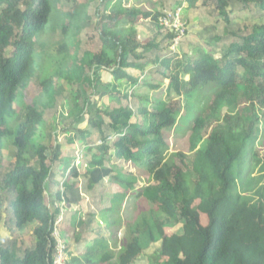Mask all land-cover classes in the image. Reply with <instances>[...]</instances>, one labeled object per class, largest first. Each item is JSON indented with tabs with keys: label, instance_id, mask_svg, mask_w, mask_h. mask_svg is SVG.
<instances>
[{
	"label": "trees",
	"instance_id": "1",
	"mask_svg": "<svg viewBox=\"0 0 264 264\" xmlns=\"http://www.w3.org/2000/svg\"><path fill=\"white\" fill-rule=\"evenodd\" d=\"M178 1L173 13L180 10L186 37L189 23L181 6L204 9L211 4L218 15V34L237 41L225 46L217 35L214 49H220L222 56L211 50L188 58L183 54L181 59L185 40L175 53L165 54L171 34L161 33L160 13L122 8L120 0H87L64 13L57 8L60 0H0V165L5 138L13 150L12 167L0 179V193L7 195L14 229L21 232L32 226L34 239L20 257L0 240V264H54L52 227L61 213L59 204H66L63 226L77 215L81 196L76 182L81 176L72 166L75 158L61 161L60 146L49 143L56 131L73 134L69 145L81 150L91 167L83 173L88 193L96 195L107 179L123 190L112 198V203H121L127 192L134 191L136 181L130 172L124 173L126 164L149 178L147 185L131 193L134 204L139 203L137 222L127 225L128 235L115 262L111 251L101 253L106 247L103 236L88 254L78 253L66 264H134L152 250L154 264H264V0L237 1L249 14L254 10L252 18L260 21L235 32L226 29L234 22L231 10H226L227 0H200L198 6V0ZM139 18L157 28L161 41L142 44L134 29ZM83 22H92L88 28L97 33H93L97 37L91 42L93 50L76 42ZM45 32L61 38L53 45L44 44ZM149 51L158 53V60L163 56L157 73L169 79L167 94L172 91L183 97L180 104L152 96L146 90L155 93L158 85L137 82L125 72L142 69L136 62H144ZM101 72L112 80L103 81ZM35 79L48 103L36 100L32 106L22 101V118L15 121L13 133L8 119L16 116L17 93H24ZM62 82L71 107L66 118L60 111L59 128L50 126L48 134L43 109L57 112L63 102L58 92ZM98 86L108 103L89 110L85 90L95 92ZM210 86L214 92H209L208 101L202 98L195 104L196 116L184 128L181 111H187L193 96ZM132 102L139 106L133 109ZM84 114L95 120L77 131L74 125ZM172 128L180 134L189 132L187 154L169 152L167 131ZM97 141L101 143L95 146ZM66 171L70 181L63 179ZM57 175L62 191L56 187ZM91 221L76 241L87 244Z\"/></svg>",
	"mask_w": 264,
	"mask_h": 264
},
{
	"label": "rangeland",
	"instance_id": "2",
	"mask_svg": "<svg viewBox=\"0 0 264 264\" xmlns=\"http://www.w3.org/2000/svg\"><path fill=\"white\" fill-rule=\"evenodd\" d=\"M72 0H60V4L57 8L61 11V12H67L69 10H71L72 6H76L78 4H83L85 3L87 0H75V2H71ZM117 0H112V2H116ZM228 1V7H227V11H229V17L230 20H233V23H230L227 26V30L228 31H232L235 32V30L239 27H246V30L248 27H250L252 24L256 23L255 21H260L258 19H254L252 17H254L255 15V11L253 10V8H251L252 13H250V11L248 10V12L245 9H242V5L239 4L237 1L238 0H227ZM180 2L178 0H120V4L122 6V8H127V9H131V8H135L137 10H139L142 13H151V14H156V13H160L162 14L163 12L165 14H169L171 12H173V10L176 8L175 5ZM97 6V2H93L92 4V9H95ZM175 7V8H174ZM181 7H183V9L185 10L186 8V4L184 3ZM92 9H90V12H92ZM233 12V13H232ZM183 15H186V17H184L185 20L188 21V25H187V31L190 32V34L192 35L190 37V43L192 44L191 47L192 49H195L194 44L197 43H204L207 44L209 43L211 45V47L213 48V46L215 47V43L214 45L211 43L212 40H214L216 38L217 35H220L223 39H222V43L225 46H229L231 43L237 41L236 37H231L230 35L227 34H218L217 28H218V23L215 22L217 21V12L214 10V8L212 7L211 4H208L207 6H205V8H201V9H195L194 11L191 10L189 17L187 16V14L184 13L183 11ZM196 16V22L193 23L192 19L193 17ZM163 19V16H160L158 19L159 24H161V20ZM236 22V23H235ZM89 23L92 22H83L81 23V27H83V31L82 33L79 34V36L77 37L76 42L79 43L80 48L81 47H85L87 46L90 50H93L91 47V42H95L97 41V33L94 29L91 30L88 28ZM239 23V24H237ZM95 25V23H93ZM237 24V25H236ZM91 25V24H90ZM191 26V27H190ZM127 27H130V25H127ZM95 28V27H94ZM161 28V33H164V31ZM134 29L137 31L138 35L140 38H142L143 40L149 38V34H151V30L154 31L155 27L151 25L150 21H141L140 18L136 20V24L134 25ZM96 35H94V34ZM152 35V34H151ZM60 35H55V34H51L49 32H45L42 36V41L44 44L45 43H49V45H53L55 42H58V39H60ZM197 38V39H196ZM186 41V39H185ZM184 41V42H185ZM217 43V42H216ZM53 48V47H51ZM204 52H211V50H209L207 47H204ZM216 52H221L220 49L216 50ZM168 52H166L165 54H167ZM186 54L185 51L183 52H179V58L181 57L182 59V55ZM223 53H218L217 56L222 55ZM186 60V58H185ZM151 71L153 72L154 69H151ZM36 72V71H35ZM148 80V82L152 85V84H156L157 82L162 81L163 84L160 86V88L158 90H163L164 93L161 95V97H159L160 99L162 98L165 101L170 100V102L176 101L179 104L181 102H183L182 100V96H177L175 93H173L172 91H169V94H167V87L166 85L168 84L167 82H164L163 79H159V78H155V77H148L145 79ZM42 83V82H41ZM65 83L62 82L61 87L59 88L58 92H60L59 97H62L63 101L62 103L58 104V109L57 112L54 114V110H52V108H47V109H43V113H45V116H49V118H46L45 120V128L47 129L46 131L50 132V130L48 129L49 126H55L57 128L58 127V123L61 122V117H60V111H62V118L64 115V118H66L68 116L69 113V109L71 107V104L69 103V99H68V95L66 92H64L63 90H65ZM57 88V87H56ZM209 91L207 92H203L201 95H195L194 97V102L191 103L188 106L187 111H181V117L184 116V120L186 125L184 126V128H187V124H190V119L194 118L196 116L195 111H196V106L195 104L201 100L203 98V100L206 102L208 101V95L210 91L212 90V86H210L208 88ZM87 95L90 96L89 102L87 104L89 110L94 109V107H99L104 103H108V98L104 94H103V87L98 86L95 90V92L86 89L85 90ZM147 92H149L152 96H154V91L153 90H146ZM24 93H22L21 91H19L17 93V97H16V101H15V110H16V116L14 117V119H8V123H9V129L11 130V132H15V121H18L19 119L21 120L22 118V113L23 110L21 108V104L22 101L27 104V105H32V106H36V100L37 101H42L44 103H48L46 101L43 100L42 96L40 95L41 93V88L39 85V82L35 80H32L31 83L28 85V87L23 91ZM196 93H199V90H196ZM95 94V95H94ZM199 97V98H198ZM198 98V99H196ZM182 100V101H181ZM62 104V105H61ZM62 107V108H61ZM131 107L133 109H135V103L132 102L131 103ZM40 108V107H39ZM92 108V109H91ZM187 112V113H185ZM93 116L89 115V114H84L81 118V120L78 123H75V128L77 129V131H84L87 128V121L89 118H92ZM189 118V119H188ZM93 120V119H92ZM179 123V128H180V123L181 120L178 121ZM176 129V128H175ZM174 128H172L171 130L167 131L168 134V138L166 139V142L169 146V152H182V153H188L189 151V142H188V135L189 132L185 131L183 134L177 133L175 131ZM52 133V132H51ZM73 134H67L64 133L62 131H56L55 135L52 133V136H49L50 138V142L49 143H54L56 145L60 146V160H64V159H70L71 158H75L72 166L77 168V171L79 172L80 176L78 181L76 182V186H78V192L80 191V196H82V200L80 202H78L79 204V209L75 208L76 211H74V213H78L81 212L82 217H86L91 218L93 221L95 219H97L100 223V226L104 227L106 225V221L107 218H101V214L105 213L106 216L110 217V221L114 222L115 224L111 226L112 228L110 229V227H108V230L105 232V242H104V246H106L103 250H101V253L103 254L105 251H111V253L113 254L112 258L113 261L112 263L115 262L116 260V256L119 252V250L121 249V246L124 242V239L127 238L128 235V229H127V225L128 224H134L135 222H137V219H135L136 216V211L139 212V203H137V205L134 204V197L131 195V193L135 192L136 190H138L139 188L144 187L145 185H147L148 182V177L146 178V176H148L147 173H143V175H141L139 173V171L133 167L130 164H126V168L127 170L124 171L125 174H128L129 172L135 177V184H134V191L133 192H127L125 194V198L124 200L120 203L118 200H116V204L113 202V204H111L112 202V195L113 196H117V195H121L123 194V190L120 188L119 185L114 184L109 182L107 179L106 181H104V187H102L101 190L97 189V193L98 191L103 192L102 196L99 197L98 195H94L93 193H88V191L86 190V182L83 180L84 179V172L87 169H90L91 167L89 166V164L86 163L83 153L79 150L74 148V150L71 148V146H69L68 144V140L72 137ZM8 141L7 138H5L2 142H1V149H2V155H3V161L2 164L0 165V179L1 176H3L8 170L11 169L12 167V157H13V150L11 148L10 145L6 144V142ZM41 141V140H40ZM45 142V141H43ZM264 148V147H263ZM262 148V149H263ZM264 154V149H263V153ZM83 156V157H82ZM87 164V165H86ZM119 166H121L122 164H118ZM69 171L65 172V176L64 178H68V180L70 181V177L68 174ZM67 174V175H66ZM54 179H56V187L59 188L62 191V187L60 186V175H57ZM74 182V181H71ZM107 188V190H103V188ZM53 190H55L53 188ZM49 194V193H48ZM79 195V194H78ZM46 197V196H45ZM49 201L48 197L47 200ZM111 205H114V207H112L111 211H110V207ZM120 205V207H118ZM60 206V205H59ZM77 206V205H76ZM3 207L8 208V201H7V195H5L4 193H0V240L3 241L4 245H9L11 248H13L16 251L17 256H21L23 253V249L30 247L34 241V239H32L31 236V228L28 227L27 229H25L23 232H17L15 231L12 226L7 222L8 220V214L3 211ZM62 208V212L64 213V218H66L65 215V206H61ZM115 209H119V212L116 213ZM148 208L146 207H142L143 211H146ZM136 210V211H135ZM94 211H96L94 213ZM5 213L7 214V216L5 217ZM71 213H68L69 215H74ZM109 213V214H108ZM87 214H95V216L93 217H88ZM96 217V218H95ZM70 220H72V218L69 217ZM64 220V219H63ZM80 220L79 218H75L73 219V222ZM1 224L4 225V228H1ZM8 228H6V227ZM10 226V227H9ZM62 228L60 229V234L61 237H59L60 242H65L64 241V232L67 233V236H70L71 239H74V237H77L76 234H78L76 231L80 232V229L76 226L72 227H67L66 229L63 226L62 223ZM91 231H95V223H94V227L92 228ZM80 236V235H79ZM78 236V237H79ZM73 241V240H72ZM91 241L87 240V244H83L82 241L79 242L77 241V245L75 246L76 248V254L80 253L81 255L83 254H88V249L90 248V246L92 245V243H89ZM101 243V242H100ZM63 247H65V245L63 244ZM67 247V244H66ZM68 249V247H67ZM152 251L146 252L144 256H142V258H139L134 264H154L153 261V256H152ZM71 255V252H70ZM68 255L67 253V257H68V263L71 262L72 258L71 256ZM82 264H84L82 262Z\"/></svg>",
	"mask_w": 264,
	"mask_h": 264
},
{
	"label": "crops",
	"instance_id": "3",
	"mask_svg": "<svg viewBox=\"0 0 264 264\" xmlns=\"http://www.w3.org/2000/svg\"><path fill=\"white\" fill-rule=\"evenodd\" d=\"M200 3V0H198L197 2H196V5L198 6V4ZM191 10H195V8L193 7L192 9H188V5L186 4V8H185V11H184V13H186L187 14V16L189 17V14H190V12H191ZM192 21H193V23L194 22H196V16H194L193 17V19H192ZM151 25L152 26H154L152 23H151ZM155 27V26H154ZM191 27V26H190ZM151 34H149L150 36H149V38H147V39H145V40H143L142 38H140L141 39V42H142V44H145V43H147V42H149L150 40L152 41V40H157V41H161V37H160V35L158 36V33H157V28L155 27V29H154V31H152L151 30ZM192 35L190 34V32L188 31V33H187V37H186V41L184 42V45H183V49L181 48V51L183 52V51H185V55H187V58L188 57H193V56H195L196 55V53L197 52H204V47H207L209 50H214V51H216V49H214V46H213V48L211 47V45L209 44V43H207V44H204V43H202V42H200V43H197V44H194V47H195V49H192V47H191V41L189 40L190 39V37H191ZM197 39V38H196ZM190 41V42H189ZM211 43L214 45V43H216V39H214V40H212L211 41ZM150 52L151 51H149L148 53H146V59H145V61L144 62H146V61H150V60H155V59H157L158 60V53H155L154 55H150ZM151 56V57H150ZM150 58V59H149ZM162 59H163V56H162V58L160 59V60H158V62H155V63H152V64H146V63H144L142 60L141 61H139V62H136V64H139V65H141L142 66V69L141 68H138V67H132V68H128V69H125V72L127 73V74H129V75H131L132 77H134V79H136L137 80V82H148V80H145L146 78H147V76L150 78V77H155V78H159V79H163L164 80V82H167V83H169V79L168 78H165V76H163V77H161L160 76V74L159 73H157V71H159V69H160V67H161V65L159 64V63H161L162 62ZM160 65V66H159ZM174 68V66H172L170 69H173ZM151 69H154V71L152 72L151 71ZM98 75L99 76H101V79L103 80V81H111L112 80V78H111V76L108 74V73H106V72H101V73H98ZM184 80L186 81L187 80V78L185 77L184 78ZM126 80H120L119 82H125ZM130 82V81H129ZM150 82V81H149ZM148 82V83H149ZM163 84V82L162 81H160V82H157L156 84H152V85H158L159 86V88H160V86ZM166 87H167V85H166ZM164 93V91L163 90H158L157 92H155L154 94H155V97L156 98H159V97H161V95ZM162 99V98H161ZM137 106H139L137 103H136V108H137ZM47 117L45 116V119H46ZM93 118V120H95V117H92ZM91 118H89L88 119V121H87V123L89 122V120H90ZM92 120V119H91ZM68 144H69V142H68ZM69 146H72V145H69ZM104 190H107V188L105 187L104 188ZM102 193L103 192H96V195H98L99 197H101L102 196ZM116 196V195H115ZM115 196H111L112 198H114ZM82 200V199H81ZM78 209L80 208L79 206L77 207ZM3 211H5V208H3ZM96 211H94V213H95ZM91 215L92 214H87V216L88 217H91ZM7 216V214L5 213V217ZM75 218H79L80 220H78V221H75L74 220V224H80L81 225V227H83L84 225H85V223H88L89 222V220H90V218H86V217H82V215H81V212H78L77 213V215L75 216ZM96 218V217H95ZM98 220L97 219H95L93 222L94 223H96ZM72 224H73V219L71 220V222H70V224H68L67 226H64V228L66 229L67 227H72ZM6 227V226H5ZM10 227V226H9ZM1 228H4V225L3 224H1ZM6 228H8V227H6ZM95 238V237H94ZM73 240V241H72ZM64 241H65V243L67 244V247H68V250H69V252H71V258H74L75 256H77V254H76V248H75V246L77 245V241H76V237H74V239H71V237L70 236H67V233H65L64 232Z\"/></svg>",
	"mask_w": 264,
	"mask_h": 264
},
{
	"label": "clouds",
	"instance_id": "4",
	"mask_svg": "<svg viewBox=\"0 0 264 264\" xmlns=\"http://www.w3.org/2000/svg\"><path fill=\"white\" fill-rule=\"evenodd\" d=\"M166 32H164V33H162V34H165ZM185 38H186V33H185V37H184V40H185ZM171 42V41H170ZM176 52V49L175 50H173V51H171L170 50V44H169V49H168V53L167 54H169V56L170 55H172V53H175ZM206 53H210V52H206ZM220 54L222 53V52H219ZM218 53H216V55H217ZM222 56V55H221ZM163 100V99H162ZM52 126V125H51ZM50 127V126H49ZM49 129V128H48ZM101 142L100 141H97L96 143H95V146L96 145H99ZM81 151V150H80ZM82 152V151H81ZM67 175V174H66ZM72 183V182H71ZM81 199H82V196H81ZM9 202H8V208H6V207H3V208H5V212L8 214V220H7V222L12 226V228L14 229V227H13V225H12V223H11V212H10V206H9ZM111 204H113L112 202H111ZM60 206H58L60 209H61V213H60V215H59V217H58V219L56 220V222L53 224V230H52V234H53V236L55 237V242H56V247H57V244L58 243H60V245H62V247H63V244L65 245V247H63V253H64V262H63V264H66V262H67V260H68V257H67V247H66V243L65 242H63V240H62V242H60V240H59V237H61V234H60V229L62 228L61 226H62V223H63V219H64V213L62 212V208H61V206H65L66 204H64V203H61V204H59ZM79 205H77L75 208H77ZM112 205H111V207H110V211H111V209H112ZM115 210H117V212L116 213H118L119 212V209H115ZM109 214V213H108ZM93 216H95V214H93ZM101 218H107V220H105L106 221V225L104 226V227H102V226H100V224H97V223H100L99 221H97L96 223H95V231L93 232V231H91L92 230V228L94 227V222H93V220L89 223V224H87L88 225V230L91 232V234L90 235H88L89 236V238L87 239L88 241H91V242H89V243H92V245L94 244V242H100L99 240H101L102 238H103V236H105V232L107 231V229H108V227H110V229L112 228V226H111V223H112V225L113 224H115L114 222H111L110 221V217H108V216H106L105 215V213H103V214H101ZM91 220V219H90ZM89 220V221H90ZM28 228V227H27ZM26 228V229H27ZM30 228H31V234H32V229H33V227L32 226H30ZM83 227H81L80 228V232H78V231H76L78 234H76V236L78 237L79 235L81 236V234H83V232H84V228L82 229ZM100 229V231H98ZM110 229H108V230H110ZM15 230V229H14ZM25 230V229H24ZM23 230V231H24ZM15 231H17V230H15ZM23 231H21V232H23ZM18 232V231H17ZM93 235H95V238H94V236ZM62 238V237H61ZM79 242H81V240H79ZM91 245V246H92ZM23 251H24V249H23ZM23 254V253H22ZM22 256V255H21ZM19 257V256H18ZM112 258V257H111ZM55 259H56V253H55ZM112 261H113V258L111 259ZM93 261L94 262H96L97 263V261H95L94 259H93ZM55 262V261H54Z\"/></svg>",
	"mask_w": 264,
	"mask_h": 264
},
{
	"label": "built area",
	"instance_id": "5",
	"mask_svg": "<svg viewBox=\"0 0 264 264\" xmlns=\"http://www.w3.org/2000/svg\"><path fill=\"white\" fill-rule=\"evenodd\" d=\"M180 10L178 9L176 12H171L169 14H165L164 12L161 14L163 19L159 24L162 27L164 32H168L171 34V42H170V50L173 51L176 47L184 40L186 27L181 20ZM64 262V253L63 247L60 243L57 244L56 247V259L54 264H63Z\"/></svg>",
	"mask_w": 264,
	"mask_h": 264
}]
</instances>
